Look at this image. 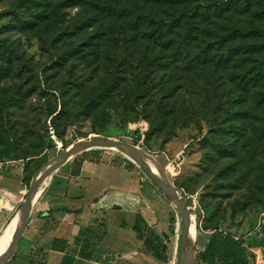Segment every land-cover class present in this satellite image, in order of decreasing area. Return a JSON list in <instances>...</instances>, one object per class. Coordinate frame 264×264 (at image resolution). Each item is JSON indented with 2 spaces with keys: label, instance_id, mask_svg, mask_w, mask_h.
Returning <instances> with one entry per match:
<instances>
[{
  "label": "trees",
  "instance_id": "obj_1",
  "mask_svg": "<svg viewBox=\"0 0 264 264\" xmlns=\"http://www.w3.org/2000/svg\"><path fill=\"white\" fill-rule=\"evenodd\" d=\"M23 1L26 6L30 0ZM40 1L43 4L30 1L35 7L31 19L14 14L20 27L38 31L40 36L62 23L58 18L61 9H77L76 15L64 20V33L77 37L78 42L57 62L60 67L62 61L72 60V66L77 63L82 72L97 80L91 87L73 82L79 92L90 94L83 102L86 111L80 114L88 116L105 100L122 121H146L145 139L178 124L195 123L201 129L204 123L207 132L202 141L207 158L214 162L233 159L219 170V185L223 189L246 186L264 203V172L248 177L238 171L251 129L262 128L259 137L264 138V31L240 27L243 16L264 23V0ZM10 55L8 43L0 39V56ZM59 115H69L63 101L48 112L53 121ZM78 117L75 115L71 124ZM103 117L109 120L111 112H103ZM14 146L13 141L8 142V148ZM47 160L48 156L40 153L32 172ZM253 202L243 201L231 209L243 211ZM134 229L152 254L160 235L144 232L139 225ZM214 255L219 264H250L252 256L219 229L209 235L204 252L208 258ZM72 260L65 256L62 264Z\"/></svg>",
  "mask_w": 264,
  "mask_h": 264
},
{
  "label": "rangeland",
  "instance_id": "obj_2",
  "mask_svg": "<svg viewBox=\"0 0 264 264\" xmlns=\"http://www.w3.org/2000/svg\"><path fill=\"white\" fill-rule=\"evenodd\" d=\"M30 1L25 6L21 0H0V39H5L11 48L9 58L0 56V158L25 160L24 179L28 188L34 173L32 166L40 153L52 158L77 140L93 134L123 140L139 148L161 175L163 172L193 211L195 230L190 264H219L217 255L204 256L209 235L215 229L233 236L247 254L251 253L250 264L264 262V203L256 200L246 186L223 189L219 185V170L231 164L233 159L214 162L207 158V148L202 141L207 132L206 125L202 123V128L198 129L195 123L186 126L178 124L174 129H163L145 139L148 130L146 121H122L105 100L99 102L96 110L88 116L80 114L86 111L83 102L90 94L87 91L83 94L79 92L76 84L91 87L97 80L82 72L77 63L72 66V60L62 61L60 67L57 62L61 61L60 56L70 46L78 42L77 37H68L64 33V20L76 15L77 9H61L58 18L62 23L52 31H43L41 37L38 31L20 27V20L14 17L15 13H20L31 19L35 7ZM35 1L43 4L40 0ZM238 22V19H234L235 25L239 26ZM7 23L9 26L5 27ZM253 26L264 31V23H253L249 16H243L241 29L248 31ZM59 101L66 104L69 115H59L53 121L48 112ZM107 111L111 112L109 120L103 117V112ZM75 115L79 117L71 124ZM255 129L258 131L253 134ZM255 129L252 128L249 133L251 138L245 144L238 170L248 177L263 175L264 172V138L259 137L262 128ZM10 141L15 144L13 149L7 147ZM136 170L138 176L155 190L165 207V223L158 226L160 236L152 250L153 255L164 260L144 250L148 255L142 260L144 263L137 258L123 257L116 264H177L182 230L180 214L145 173L137 166ZM38 195L39 191L34 203ZM247 200L254 202L249 203L245 210L231 209L232 205L237 206ZM159 205L160 202H157ZM13 258L14 255L5 264H14Z\"/></svg>",
  "mask_w": 264,
  "mask_h": 264
},
{
  "label": "crops",
  "instance_id": "obj_3",
  "mask_svg": "<svg viewBox=\"0 0 264 264\" xmlns=\"http://www.w3.org/2000/svg\"><path fill=\"white\" fill-rule=\"evenodd\" d=\"M25 174L24 159H0V234L24 199ZM162 204L121 153L81 151L41 186L12 261L62 264L67 256L70 264H116L123 257L144 263L148 255L134 227L159 234Z\"/></svg>",
  "mask_w": 264,
  "mask_h": 264
},
{
  "label": "water",
  "instance_id": "obj_4",
  "mask_svg": "<svg viewBox=\"0 0 264 264\" xmlns=\"http://www.w3.org/2000/svg\"><path fill=\"white\" fill-rule=\"evenodd\" d=\"M92 148L114 150L124 155L127 159H129L137 167H139L145 173L148 179L160 191V193L177 208L181 217L182 228L180 243L177 250V264H190L192 257V246L191 256L188 260L186 258V255L190 243L191 230H195V216L193 211L187 205L186 200L167 180L162 171V175H159L153 170L152 166L150 165L151 161L146 158L144 153L139 148L123 140L105 137L97 134L89 136L85 139H79L76 142L72 143L68 148L44 162L33 173L28 188L25 192L24 199L21 202L20 208L18 210V222L15 233L8 245L0 252V264H5L7 261H9L16 251L18 241L25 228L29 214L34 205V189L41 171L43 169L45 171L50 170V173L53 174V172L59 166L64 164L77 153Z\"/></svg>",
  "mask_w": 264,
  "mask_h": 264
},
{
  "label": "bare ground",
  "instance_id": "obj_5",
  "mask_svg": "<svg viewBox=\"0 0 264 264\" xmlns=\"http://www.w3.org/2000/svg\"><path fill=\"white\" fill-rule=\"evenodd\" d=\"M94 135V134H93ZM92 136V135H91ZM150 165L152 166L153 170L161 175L155 168L154 166L150 163ZM52 173H50V170H42L38 179H37V183L34 189V197L35 198L36 194L38 193V191L40 192L41 186L46 182V180L49 178V176H51ZM18 211L15 213V215L11 218L10 222L8 223L7 227L5 228V230L0 234V252L8 245V243L10 242V240L12 239L15 230H16V226H17V222H18ZM193 229L191 230V235H190V243L188 246V250H187V255L186 258L187 260L189 259V257L191 256V246H192V240H193ZM258 264H264L263 261H259Z\"/></svg>",
  "mask_w": 264,
  "mask_h": 264
}]
</instances>
